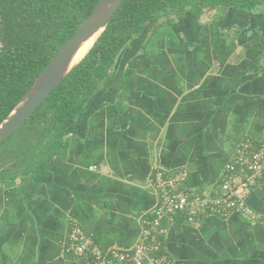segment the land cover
<instances>
[{
	"label": "crops",
	"instance_id": "1",
	"mask_svg": "<svg viewBox=\"0 0 264 264\" xmlns=\"http://www.w3.org/2000/svg\"><path fill=\"white\" fill-rule=\"evenodd\" d=\"M261 19L189 7L148 23L46 170L0 181V264H83L64 250L72 222L104 250L131 249L156 203V167L185 171L188 189L214 190L236 146L264 142ZM246 202L253 219L167 220V264H264V177Z\"/></svg>",
	"mask_w": 264,
	"mask_h": 264
},
{
	"label": "trees",
	"instance_id": "2",
	"mask_svg": "<svg viewBox=\"0 0 264 264\" xmlns=\"http://www.w3.org/2000/svg\"><path fill=\"white\" fill-rule=\"evenodd\" d=\"M96 1L0 0V124ZM189 7L234 8L264 19V0H123L85 55L0 143V181L46 170L66 130L102 87L120 51L148 23L184 17Z\"/></svg>",
	"mask_w": 264,
	"mask_h": 264
},
{
	"label": "built area",
	"instance_id": "3",
	"mask_svg": "<svg viewBox=\"0 0 264 264\" xmlns=\"http://www.w3.org/2000/svg\"><path fill=\"white\" fill-rule=\"evenodd\" d=\"M264 177V142L245 138L235 147L225 164L220 182L212 191L185 187V171L173 174L156 167L151 186L156 203L141 219L138 240L131 249H102L78 223L69 226L65 252L83 264H167L162 238L167 232L165 222L175 218L195 224L207 216L227 217L240 212L255 218L247 204L249 191Z\"/></svg>",
	"mask_w": 264,
	"mask_h": 264
},
{
	"label": "water",
	"instance_id": "4",
	"mask_svg": "<svg viewBox=\"0 0 264 264\" xmlns=\"http://www.w3.org/2000/svg\"><path fill=\"white\" fill-rule=\"evenodd\" d=\"M123 0H97L86 18L74 33L61 45L37 75L19 103L0 124V143L16 131L51 91L62 81L67 73L78 63L72 59L80 45L88 38H96L112 19ZM95 38V40H96ZM94 40V41H95ZM94 43V42H93Z\"/></svg>",
	"mask_w": 264,
	"mask_h": 264
},
{
	"label": "bare ground",
	"instance_id": "5",
	"mask_svg": "<svg viewBox=\"0 0 264 264\" xmlns=\"http://www.w3.org/2000/svg\"><path fill=\"white\" fill-rule=\"evenodd\" d=\"M97 34H94L93 36H91L90 38H88L84 43H82L79 47V49L77 50V52L75 53L73 59H72V65L74 63H76L77 61H79L84 55L85 53L89 50V48L92 46L95 38H96Z\"/></svg>",
	"mask_w": 264,
	"mask_h": 264
},
{
	"label": "rangeland",
	"instance_id": "6",
	"mask_svg": "<svg viewBox=\"0 0 264 264\" xmlns=\"http://www.w3.org/2000/svg\"><path fill=\"white\" fill-rule=\"evenodd\" d=\"M216 9H217V8H216ZM204 14H205V13H204ZM205 15H206V14H205ZM218 17H219V16L217 15L216 18H218ZM261 20L264 21L263 19H261ZM262 21H261V22H262ZM261 26H262V25H259V26H258V30H260V31H262ZM236 30H237V28H233V29H231L232 32H233V31H236Z\"/></svg>",
	"mask_w": 264,
	"mask_h": 264
}]
</instances>
